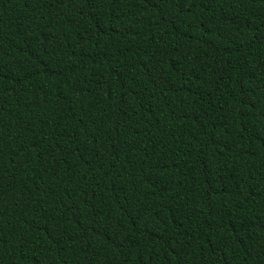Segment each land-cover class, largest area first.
<instances>
[{
	"label": "trees",
	"instance_id": "16d2710c",
	"mask_svg": "<svg viewBox=\"0 0 264 264\" xmlns=\"http://www.w3.org/2000/svg\"><path fill=\"white\" fill-rule=\"evenodd\" d=\"M0 264H264V0H0Z\"/></svg>",
	"mask_w": 264,
	"mask_h": 264
}]
</instances>
